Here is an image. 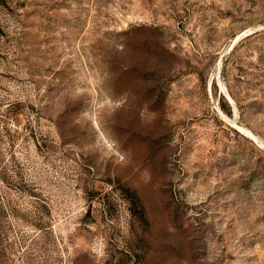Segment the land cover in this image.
<instances>
[{"label": "rangeland", "instance_id": "374dc122", "mask_svg": "<svg viewBox=\"0 0 264 264\" xmlns=\"http://www.w3.org/2000/svg\"><path fill=\"white\" fill-rule=\"evenodd\" d=\"M0 264H264V0H0Z\"/></svg>", "mask_w": 264, "mask_h": 264}, {"label": "bare ground", "instance_id": "6f19581e", "mask_svg": "<svg viewBox=\"0 0 264 264\" xmlns=\"http://www.w3.org/2000/svg\"><path fill=\"white\" fill-rule=\"evenodd\" d=\"M252 32V31H251ZM250 32V33H251ZM233 46V45H232ZM224 96L226 97V99L229 101V103L234 107L235 111H237V113H239V108L237 103L235 102L234 98L232 97V95L229 93V91L227 90V88L225 87V91H224ZM240 127V126H239ZM240 129L242 130L243 127H240Z\"/></svg>", "mask_w": 264, "mask_h": 264}]
</instances>
